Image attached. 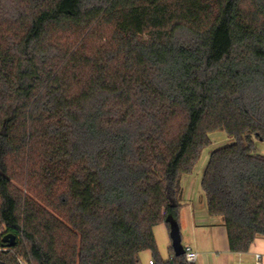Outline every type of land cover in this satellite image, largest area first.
I'll list each match as a JSON object with an SVG mask.
<instances>
[{
  "label": "trees",
  "instance_id": "1",
  "mask_svg": "<svg viewBox=\"0 0 264 264\" xmlns=\"http://www.w3.org/2000/svg\"><path fill=\"white\" fill-rule=\"evenodd\" d=\"M230 250L264 238V0H0V264L163 261L183 180ZM16 237L7 247L3 239Z\"/></svg>",
  "mask_w": 264,
  "mask_h": 264
},
{
  "label": "crops",
  "instance_id": "2",
  "mask_svg": "<svg viewBox=\"0 0 264 264\" xmlns=\"http://www.w3.org/2000/svg\"><path fill=\"white\" fill-rule=\"evenodd\" d=\"M193 174L183 180L180 231L184 247H191L198 253L196 264H264V238H257L247 253L230 250L227 228L220 218L208 214L201 189L203 172L200 175ZM154 234L161 258L168 261L171 258V239L167 226H156ZM257 254L262 256L260 261L256 259ZM140 259L142 264H149L153 259L152 252H143Z\"/></svg>",
  "mask_w": 264,
  "mask_h": 264
},
{
  "label": "rangeland",
  "instance_id": "3",
  "mask_svg": "<svg viewBox=\"0 0 264 264\" xmlns=\"http://www.w3.org/2000/svg\"><path fill=\"white\" fill-rule=\"evenodd\" d=\"M211 138H212V144L203 151L200 162L198 163L194 171V174H193L194 176L196 174L200 175L203 172V168L205 164H207L210 154L215 148L231 141V139L225 133L220 132V131L213 132L211 134ZM257 145H258L259 152L261 154H264V142L257 141ZM6 150H7V145L0 142V168L2 166V158Z\"/></svg>",
  "mask_w": 264,
  "mask_h": 264
},
{
  "label": "water",
  "instance_id": "4",
  "mask_svg": "<svg viewBox=\"0 0 264 264\" xmlns=\"http://www.w3.org/2000/svg\"><path fill=\"white\" fill-rule=\"evenodd\" d=\"M171 245L174 250L176 257H182L185 255V247L182 243V236L180 231V226L176 223H172L171 230L169 232ZM7 247L11 248L16 245V237L14 235H7L3 239Z\"/></svg>",
  "mask_w": 264,
  "mask_h": 264
},
{
  "label": "built area",
  "instance_id": "5",
  "mask_svg": "<svg viewBox=\"0 0 264 264\" xmlns=\"http://www.w3.org/2000/svg\"><path fill=\"white\" fill-rule=\"evenodd\" d=\"M185 258L188 264H196L198 259V253L194 251L191 247H185ZM256 259L260 261L262 256L260 254L256 255ZM142 264V263H141ZM149 264H155L154 259L149 261Z\"/></svg>",
  "mask_w": 264,
  "mask_h": 264
}]
</instances>
